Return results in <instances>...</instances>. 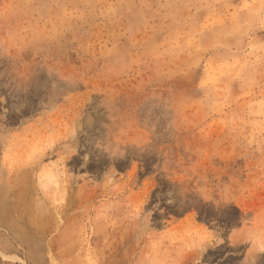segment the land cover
Returning <instances> with one entry per match:
<instances>
[{
	"label": "rangeland",
	"instance_id": "rangeland-1",
	"mask_svg": "<svg viewBox=\"0 0 264 264\" xmlns=\"http://www.w3.org/2000/svg\"><path fill=\"white\" fill-rule=\"evenodd\" d=\"M0 264H264V0H0Z\"/></svg>",
	"mask_w": 264,
	"mask_h": 264
}]
</instances>
